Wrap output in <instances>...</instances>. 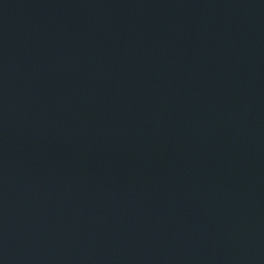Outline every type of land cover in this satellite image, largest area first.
<instances>
[{"label": "water", "instance_id": "1", "mask_svg": "<svg viewBox=\"0 0 264 264\" xmlns=\"http://www.w3.org/2000/svg\"><path fill=\"white\" fill-rule=\"evenodd\" d=\"M0 264H264V0H0Z\"/></svg>", "mask_w": 264, "mask_h": 264}]
</instances>
